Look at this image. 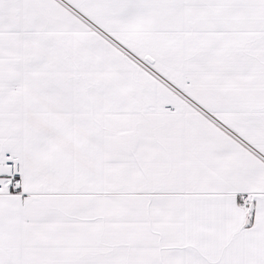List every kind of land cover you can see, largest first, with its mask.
Wrapping results in <instances>:
<instances>
[{
    "label": "snow or ice",
    "instance_id": "snow-or-ice-1",
    "mask_svg": "<svg viewBox=\"0 0 264 264\" xmlns=\"http://www.w3.org/2000/svg\"><path fill=\"white\" fill-rule=\"evenodd\" d=\"M0 264H264V0H0Z\"/></svg>",
    "mask_w": 264,
    "mask_h": 264
}]
</instances>
